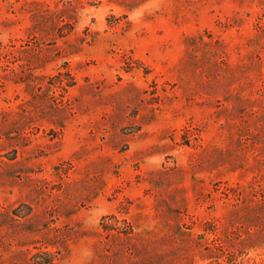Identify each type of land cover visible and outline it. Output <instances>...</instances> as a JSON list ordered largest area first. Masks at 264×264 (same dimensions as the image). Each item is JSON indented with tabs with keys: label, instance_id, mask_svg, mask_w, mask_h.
Returning <instances> with one entry per match:
<instances>
[{
	"label": "rangeland",
	"instance_id": "rangeland-1",
	"mask_svg": "<svg viewBox=\"0 0 264 264\" xmlns=\"http://www.w3.org/2000/svg\"><path fill=\"white\" fill-rule=\"evenodd\" d=\"M0 264H264V0H0Z\"/></svg>",
	"mask_w": 264,
	"mask_h": 264
}]
</instances>
